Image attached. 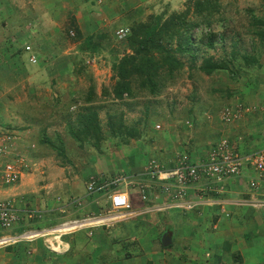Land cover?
Here are the masks:
<instances>
[{
  "label": "crops",
  "instance_id": "obj_1",
  "mask_svg": "<svg viewBox=\"0 0 264 264\" xmlns=\"http://www.w3.org/2000/svg\"><path fill=\"white\" fill-rule=\"evenodd\" d=\"M91 4L92 0H0V137L14 144L11 152L23 155L26 164L21 166L14 185L0 189V200L10 199L18 216L7 233L37 227L49 232L61 221L97 213L104 208L103 203L106 204L103 190L86 195L87 178L95 176L107 180L124 175L140 179L149 159L139 166L124 167L122 163H109L105 157L95 158L94 162L87 161L83 166L74 163V169L67 170L69 166L57 165L48 150L33 139L32 130L27 126L35 122L34 114L25 112L27 110L15 98L14 94L23 88L27 95L34 92L37 96L49 90L48 85L34 84L32 80L35 79L32 71L44 69V59L53 49L43 35L40 38L33 35L38 26L49 25L52 20L55 23L51 26L56 25L53 11L62 14L64 19L66 13L74 14L76 20L90 19L94 14ZM24 33L31 37L32 47L28 50L18 43L27 36ZM22 34L23 38L19 39ZM57 47L61 52V45ZM30 55L36 59L34 63L28 61ZM252 73L247 92L243 93L245 99L239 103L241 112L227 123L214 121V128L207 125L204 138L212 134L215 136L212 142L225 138L243 153L264 147V84L261 91L255 88L257 76L264 82V65ZM25 77L32 85L23 81ZM53 89L59 99L70 87L53 85ZM249 100L252 103L246 102ZM235 105L230 106V111L234 112ZM164 149L169 150L167 146ZM208 149L204 151L200 147V156L191 159L204 156ZM251 168L244 165L236 176L225 179L221 192L208 190L210 183L205 180L200 182L197 188L204 190L201 203L188 211L141 212L152 198L143 203L137 199L136 187L128 186L133 213L123 220L109 227H76L61 232L56 252L44 245L45 238L52 233L1 246L0 264H264V206L240 204L241 201L264 200L263 181L259 182L257 193L250 191L249 180L255 179ZM122 169L126 172L122 173ZM77 199L79 204L75 203ZM164 232L170 237L166 248H162L159 241ZM202 237L207 239L203 244Z\"/></svg>",
  "mask_w": 264,
  "mask_h": 264
},
{
  "label": "rangeland",
  "instance_id": "obj_2",
  "mask_svg": "<svg viewBox=\"0 0 264 264\" xmlns=\"http://www.w3.org/2000/svg\"><path fill=\"white\" fill-rule=\"evenodd\" d=\"M184 1L92 0L90 5V10L94 13L92 18L76 20L74 14L66 13L64 19L62 14L57 15V12L53 11L56 25L51 26L55 23V20H52L49 25L38 26V31H34V36L40 38V35H43L53 47L51 55L48 54L44 62L42 61L44 69L32 71L35 76V79H32L34 84L48 85L49 90L37 96L34 92L27 95L23 88V91L19 89L17 95H14L24 110H27L25 112L34 114L35 122L27 126L32 130L30 134L33 133V139L38 141L43 134L56 146V151H61L56 154L55 150L41 145L48 150V155L57 165L69 166L67 167L69 170L74 169L75 165L83 166L87 161L105 157L109 163L114 165L122 163L124 167H129L139 166L153 157L168 166L176 161L182 151L191 159L192 156H200V147L206 151L215 143L212 142L215 139L213 134L205 138L203 136L207 131V125L214 128V121L218 119L224 121V118H221V111L225 106L230 108L245 99L243 95L252 80V72L256 70L255 64H249L245 71L236 74L234 78L228 77L224 71L206 76L196 69L198 60L195 61L194 67L188 68L189 63L182 57V66L174 71L170 78L167 75L156 78L158 91L154 94L138 88L135 83H132L134 95L131 97L122 94L121 99H114L111 92L115 82L112 66L123 54L131 53V49L126 45V37L130 34L131 28L136 23L151 20L154 15L163 13L165 17L171 11H181L184 8ZM219 2L222 14L228 18L223 27L225 39L221 43H214L210 49H204L200 44L202 51L198 54H204L205 50L206 54L217 59L230 58L232 55L230 42H235L237 60L238 56L246 53L256 58V64L264 65V53L258 56L255 50L258 40L250 24L253 17L264 18L263 1L261 3L260 0H219ZM187 16L193 17L191 13ZM73 26L79 31L78 38L74 35ZM118 27L127 28V35L122 39H117L114 35V30ZM211 29L216 31L219 27L215 24ZM87 35H92L93 41L99 44L94 52L82 47V40ZM193 36L194 40H197L200 35L194 33ZM20 38H23V34L19 36ZM18 43L23 49L25 45L32 47L29 34L23 38V42ZM60 45L61 52H58L57 46ZM238 63L241 64L240 61ZM58 71L61 72L59 75ZM24 80L27 85L33 83L31 80L27 81L26 77ZM255 80L256 90L261 91L264 82L260 80V76ZM53 85L70 89L67 90L68 93L64 91L58 99ZM92 88L93 97L91 101H86L84 97L88 96L87 91ZM42 101L45 102L44 105ZM246 102L252 103L250 100ZM144 105H147L145 114ZM83 107H91L97 115L100 138L96 140V146L83 141L77 142L67 132L66 120L72 121ZM118 113H121L120 121L125 128L120 134L116 128L119 121ZM109 114L114 125H108L106 122ZM155 124L159 127L155 128ZM218 128L219 126L215 131ZM111 129L115 133H112ZM128 132L129 135L126 134ZM164 146L169 150H165ZM122 170H124L122 173L126 172L125 169ZM178 211L181 210L171 212ZM2 233L0 230V235ZM204 237L202 244L207 240Z\"/></svg>",
  "mask_w": 264,
  "mask_h": 264
},
{
  "label": "built area",
  "instance_id": "obj_3",
  "mask_svg": "<svg viewBox=\"0 0 264 264\" xmlns=\"http://www.w3.org/2000/svg\"><path fill=\"white\" fill-rule=\"evenodd\" d=\"M117 39H122L127 35L126 27H118L114 30ZM29 49L28 45L24 46ZM28 61H36L33 55H30ZM239 105H235L234 112L225 106L221 111V118L224 122L235 117L239 112ZM155 128L159 125L155 124ZM9 140H11L9 138ZM14 144L11 141H5L0 137V189L4 186L13 185L20 176V168L24 163V156L11 152ZM12 154V155H10ZM244 165L251 166L255 179L249 180L251 193H257L259 182H264V147L253 152L243 153L238 150L236 144L227 141L225 138L219 139L211 144L207 153L196 159H189L185 153H180L173 164L165 166L156 161L155 158H149L144 167L142 177L134 179L132 176H113L110 179L89 176L85 182L84 192L89 195L91 192L103 190L105 203L104 208L97 213L87 214L78 219L61 221L44 232L39 229L26 228L18 233H5L10 230L18 221L11 200H0V246L14 244L19 241H30L37 236L45 238L44 245L52 250L58 251V236L61 232H68L76 227H109L114 222L123 220L133 213L128 186L136 187V196L141 202H148L151 196L152 202L142 208L141 212H157L167 210L188 211L200 205L203 189H198L200 182L205 180L210 184L208 190L221 192L223 190V181L227 178L236 176L240 168ZM149 188V189H148ZM157 198V199H156ZM156 199V200H155ZM79 199L75 201L78 203ZM240 204L252 205L254 207L264 206V200L260 201H241Z\"/></svg>",
  "mask_w": 264,
  "mask_h": 264
},
{
  "label": "trees",
  "instance_id": "obj_4",
  "mask_svg": "<svg viewBox=\"0 0 264 264\" xmlns=\"http://www.w3.org/2000/svg\"><path fill=\"white\" fill-rule=\"evenodd\" d=\"M189 13L193 15L192 18L187 16ZM163 15V13L154 15L151 20L136 23L131 28L130 34L126 37V45L131 49V53L123 54L112 66L115 82L111 92L114 99H121L122 94L128 97L133 96L132 83L151 94L156 93L158 91L156 78L166 75L170 78L172 73L182 66V57L189 63L188 68L194 67L195 61L198 60L196 69L206 76L224 71L228 77L234 78L236 74L245 71L249 64H255L254 69H262L263 65L256 64V58L252 55L243 53L237 60L234 51L236 50L235 42H230L232 47L230 58L217 59L206 54L205 50L204 54H198L202 51L200 44L204 49H210L214 43H221L225 39L223 27L228 18L222 14L219 0H185L181 11L174 10L165 17ZM215 24L219 29L213 31L211 28ZM250 24L258 40L255 50L260 56L264 53V18L253 17ZM73 29L75 37L78 38L79 31L75 26ZM194 33L200 35L197 37L199 43L194 40ZM98 45L93 41L92 35H87L82 40V47L91 52H94ZM87 93L88 96L84 98L86 101H91L94 94L93 88ZM146 110L147 105H144V114ZM117 118L119 121L116 128L117 133L120 134L125 129L120 121L121 113H118ZM106 122L108 125H114L110 114ZM66 129L77 142L83 141L96 146V140L100 138L97 115L91 107H83L72 121L66 120ZM111 132L113 133L114 130L111 129ZM126 134L129 135V132ZM42 136L39 137L38 143L56 151V146L50 139L43 134ZM59 153L61 151H56V154Z\"/></svg>",
  "mask_w": 264,
  "mask_h": 264
},
{
  "label": "water",
  "instance_id": "obj_5",
  "mask_svg": "<svg viewBox=\"0 0 264 264\" xmlns=\"http://www.w3.org/2000/svg\"><path fill=\"white\" fill-rule=\"evenodd\" d=\"M159 241H160V244L165 247L167 245H169L170 243V237L168 235H166V233H161L160 237H159Z\"/></svg>",
  "mask_w": 264,
  "mask_h": 264
},
{
  "label": "clouds",
  "instance_id": "obj_6",
  "mask_svg": "<svg viewBox=\"0 0 264 264\" xmlns=\"http://www.w3.org/2000/svg\"><path fill=\"white\" fill-rule=\"evenodd\" d=\"M151 158V157H150ZM153 158V157H152Z\"/></svg>",
  "mask_w": 264,
  "mask_h": 264
}]
</instances>
